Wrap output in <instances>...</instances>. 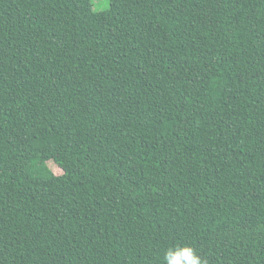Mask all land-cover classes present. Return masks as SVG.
Listing matches in <instances>:
<instances>
[{"label": "trees", "instance_id": "obj_1", "mask_svg": "<svg viewBox=\"0 0 264 264\" xmlns=\"http://www.w3.org/2000/svg\"><path fill=\"white\" fill-rule=\"evenodd\" d=\"M108 3L0 0V264H264V0Z\"/></svg>", "mask_w": 264, "mask_h": 264}, {"label": "clouds", "instance_id": "obj_2", "mask_svg": "<svg viewBox=\"0 0 264 264\" xmlns=\"http://www.w3.org/2000/svg\"><path fill=\"white\" fill-rule=\"evenodd\" d=\"M163 259L164 264H203L195 250L188 246L167 250Z\"/></svg>", "mask_w": 264, "mask_h": 264}, {"label": "rangeland", "instance_id": "obj_3", "mask_svg": "<svg viewBox=\"0 0 264 264\" xmlns=\"http://www.w3.org/2000/svg\"><path fill=\"white\" fill-rule=\"evenodd\" d=\"M91 4H92V8L94 11H103L108 9L109 7V3L108 0H91ZM49 165H53L52 162L49 163ZM53 172H57V168L54 167ZM58 173V172H57ZM161 222L164 224H173V223H177V221L175 220H170L167 218H163L161 219Z\"/></svg>", "mask_w": 264, "mask_h": 264}]
</instances>
